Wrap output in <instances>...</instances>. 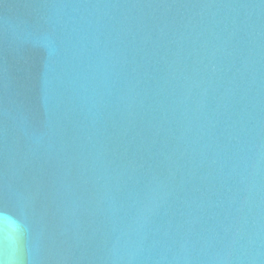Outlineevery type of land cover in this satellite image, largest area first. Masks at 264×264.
Masks as SVG:
<instances>
[{"label": "water", "instance_id": "obj_1", "mask_svg": "<svg viewBox=\"0 0 264 264\" xmlns=\"http://www.w3.org/2000/svg\"><path fill=\"white\" fill-rule=\"evenodd\" d=\"M0 264H264V0H0Z\"/></svg>", "mask_w": 264, "mask_h": 264}]
</instances>
